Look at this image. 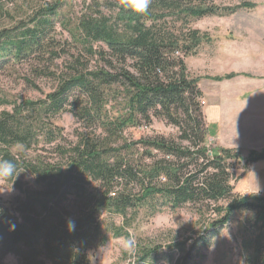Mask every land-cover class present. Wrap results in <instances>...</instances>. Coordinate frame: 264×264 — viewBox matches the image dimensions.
<instances>
[{"label":"trees","instance_id":"16d2710c","mask_svg":"<svg viewBox=\"0 0 264 264\" xmlns=\"http://www.w3.org/2000/svg\"><path fill=\"white\" fill-rule=\"evenodd\" d=\"M209 3L152 0L148 12L137 15L121 10L118 0H84L79 12L72 0H0V69L24 63L35 75L53 76L50 67L60 56L57 23L79 54L99 63L88 69L72 56L74 64L54 75L55 88L42 99L0 94V105L11 106L0 112V159L30 173L38 186L23 190L16 182L20 194L0 198V264L7 254L18 264H90L88 251L107 242L103 212L124 217L129 209L155 208L159 199L157 210L173 211L185 203L216 202L202 231L167 245L163 256L171 264H197L229 223H236L244 264H264V196L234 191L228 178L242 155L206 145L198 78L189 77L184 60L175 56L194 53L204 40L190 24L219 14ZM63 112L80 123L75 141H67L56 123ZM154 117L177 126L190 144L125 136L126 129ZM48 150L56 157L44 156ZM261 159L264 149L251 150L244 166ZM198 166L196 180L189 168ZM203 206L197 207L201 219ZM139 252L141 264L158 254L156 248Z\"/></svg>","mask_w":264,"mask_h":264},{"label":"rangeland","instance_id":"374dc122","mask_svg":"<svg viewBox=\"0 0 264 264\" xmlns=\"http://www.w3.org/2000/svg\"><path fill=\"white\" fill-rule=\"evenodd\" d=\"M72 1L74 10L79 12L84 0ZM85 1L89 3V0ZM206 1L217 6L219 14L193 20L191 28L204 34V40L194 53L182 56L177 52L175 56L184 60L189 77L198 78L203 121L208 127L206 145L211 150L218 147L235 149L242 155V161L235 164L233 178H228L234 191L243 195L264 196V159L248 163L246 168L244 166V160L251 150L260 152L264 149V0ZM101 10L109 13L104 6ZM55 32L59 40L60 56L50 67L53 76H49L47 71L41 76L35 75L32 72L33 66L24 63L2 68L1 95L8 99H42L55 88L54 75L67 72L68 67L74 64L72 56L79 58L88 69L99 65L97 58L79 54L80 49L74 48L67 32L58 23ZM227 73L234 75L228 79L218 78ZM2 110L10 111L11 106L0 105V112ZM56 123L63 128L67 141H75L74 131L80 123L73 113L63 112L57 117ZM124 134L133 141L161 137L181 146L190 144L182 138L177 126L155 117L150 124L126 129ZM17 151H20V146L13 148V152ZM155 153L158 154L157 151ZM28 154L32 155L33 152L29 151ZM43 154L56 157L50 150ZM169 160L176 158L170 157ZM199 168H189V175L196 180ZM19 172L16 178L0 182V198L3 201H9L20 194L16 182L23 189L38 188L30 173L24 170ZM129 188L133 192L138 190L136 185H129ZM160 203L159 199L153 209H129L124 217L103 212L101 221L107 242L88 251L90 264H141L138 254L145 248H156L158 254L150 256L144 264H171L163 256L167 245L195 236V232L202 231L205 220L214 218L212 207L216 202H204V206L198 201L185 203L175 211L168 208L157 210ZM200 206L205 211L202 219L197 211ZM112 228H120L127 234L114 236ZM128 241L134 244L133 254L125 250ZM3 264H18V260L15 255L7 254ZM197 264H244L236 223H229L222 228L213 239L211 247L204 252V258L198 260Z\"/></svg>","mask_w":264,"mask_h":264},{"label":"clouds","instance_id":"9594fccd","mask_svg":"<svg viewBox=\"0 0 264 264\" xmlns=\"http://www.w3.org/2000/svg\"><path fill=\"white\" fill-rule=\"evenodd\" d=\"M152 0H118V6L121 10L130 11L133 14L143 15L149 10ZM20 172L17 165L10 160L0 159V182H7L12 177H17ZM69 230H74L75 224L73 221H68ZM125 250L129 254L134 253V244L131 241L126 242Z\"/></svg>","mask_w":264,"mask_h":264},{"label":"bare ground","instance_id":"6f19581e","mask_svg":"<svg viewBox=\"0 0 264 264\" xmlns=\"http://www.w3.org/2000/svg\"><path fill=\"white\" fill-rule=\"evenodd\" d=\"M26 38H27V37H26ZM26 38H25V39H26ZM27 39H28V38H27ZM25 41H26V40H25ZM31 41H32V40H31ZM31 41H30V42H31ZM33 42H34V41H33ZM28 44H29V42H28ZM29 45H30V44H29ZM53 45H55V44L53 43ZM51 46H52V45H51ZM56 115H58V114H56ZM55 117H56V116H55ZM55 117H54V118H55ZM55 119H57V118H55ZM55 119H54V120H55ZM121 130H122V129H121ZM120 132H121V131H120ZM0 148H1V147H0ZM1 149H3V148H1ZM4 149H6V148H4ZM8 149H9V148H8ZM0 151H2V150H0ZM4 151H5V150H4ZM5 152H9V151L6 150ZM1 153H3V151H2ZM9 153H10V152H9ZM10 157H12V156H10ZM23 190H24V189H23ZM28 191H29V190H28ZM133 206H134V205H133Z\"/></svg>","mask_w":264,"mask_h":264},{"label":"crops","instance_id":"0c3cea01","mask_svg":"<svg viewBox=\"0 0 264 264\" xmlns=\"http://www.w3.org/2000/svg\"><path fill=\"white\" fill-rule=\"evenodd\" d=\"M204 110V112L206 111L205 109H203ZM204 114V113H203Z\"/></svg>","mask_w":264,"mask_h":264}]
</instances>
